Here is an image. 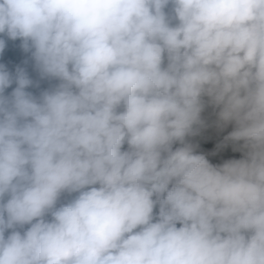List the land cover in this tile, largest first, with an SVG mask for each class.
Listing matches in <instances>:
<instances>
[{"label":"clouds","instance_id":"9594fccd","mask_svg":"<svg viewBox=\"0 0 264 264\" xmlns=\"http://www.w3.org/2000/svg\"><path fill=\"white\" fill-rule=\"evenodd\" d=\"M5 32L60 83L0 65V264H264V0H0Z\"/></svg>","mask_w":264,"mask_h":264},{"label":"trees","instance_id":"16d2710c","mask_svg":"<svg viewBox=\"0 0 264 264\" xmlns=\"http://www.w3.org/2000/svg\"><path fill=\"white\" fill-rule=\"evenodd\" d=\"M0 39H3L5 41V48L3 52H0V65H3L13 78L12 84L4 90L3 95L5 97L11 98L14 90L16 89V87H18V83L16 81L18 70H22L32 81V83L25 88V91L30 93L38 101L45 91L54 90L59 85L60 81L58 79L42 75L32 54L34 49L25 50L23 46V38L18 37L16 39H12L5 32L0 33ZM225 134L226 133L217 135L214 130H207L203 135L196 138V141L200 145L197 151L210 153L215 148L218 140L221 139ZM124 147L126 149L127 145H125ZM240 156L241 153L233 152L231 150V147H229L215 156L209 155V159L213 163H222L226 159L240 158ZM6 199L7 197H5V201ZM68 199H71V197L68 196L67 193H65L61 197V202H66ZM155 211H159L158 205ZM28 227H30V225H25L24 228L18 227L17 230L23 232ZM11 231L12 229L6 230L5 235H9Z\"/></svg>","mask_w":264,"mask_h":264}]
</instances>
